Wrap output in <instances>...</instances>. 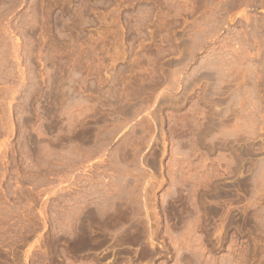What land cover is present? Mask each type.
Masks as SVG:
<instances>
[{
    "label": "rangeland",
    "instance_id": "1",
    "mask_svg": "<svg viewBox=\"0 0 264 264\" xmlns=\"http://www.w3.org/2000/svg\"><path fill=\"white\" fill-rule=\"evenodd\" d=\"M0 264H264V0H0Z\"/></svg>",
    "mask_w": 264,
    "mask_h": 264
},
{
    "label": "bare ground",
    "instance_id": "2",
    "mask_svg": "<svg viewBox=\"0 0 264 264\" xmlns=\"http://www.w3.org/2000/svg\"><path fill=\"white\" fill-rule=\"evenodd\" d=\"M112 172H114V171H112ZM116 174V173H115ZM122 175H123V173H122ZM120 176H121V174H120ZM124 176V175H123ZM122 176V177H123ZM118 177H119V175H118ZM111 179H113V178H111ZM119 179V178H118ZM116 180V179H115ZM122 180H119V182H121ZM112 182V181H111ZM115 182V181H114ZM119 182H115V183H111L112 185H106V187L108 186V189L107 188H105V192L103 193V195H104V198H103V200L101 199V200H99L98 201V199H96V201H98V202H93V209L94 210H96L97 212H98V214H99V216L104 220V223H106L107 225H109V226H112V227H115V226H117L118 224H120L121 222H124V221H126V220H130V219H133V217H135L137 214L139 215V212H140V210L142 211V209H140V210H137V209H135L134 207H136V206H133V200H131V199H129V197H130V194L129 195H127L126 196V191H125V193L123 192V190H125V187L124 186H127L126 188L128 189V187H130V186H128L129 185V183H128V181H123L124 182V186L123 187H120L119 188ZM123 182H121V184L123 183ZM119 183V184H118ZM120 184V185H121ZM131 185V184H130ZM104 188V187H103ZM124 188V189H123ZM131 188V187H130ZM102 189V188H101ZM135 190V189H134ZM96 192H97V190H95ZM128 191H130V189H128ZM93 193V192H92ZM98 193V192H97ZM100 193V192H99ZM94 194H96V193H94ZM101 194V193H100ZM103 195H100V196H103ZM133 195V194H132ZM134 195H135V193H134ZM99 196V195H98ZM99 196V199L100 198H102V197H100ZM126 197H128V198H126ZM136 197V196H135ZM139 197V196H138ZM137 197V198H138ZM98 198V197H97ZM132 198V197H131ZM136 198V199H137ZM148 198H150V197H148ZM87 199V198H86ZM85 199V201H84V207H85V210H84V212H86L85 214L86 215H84L83 216V218H90L91 216H90V214H89V209H90V203L87 201ZM135 199V198H134ZM179 201H180V199H178ZM137 201V200H136ZM144 201H145V199H144ZM148 201V200H147ZM147 201H145L144 203L146 204V205H148L147 204ZM135 202V201H134ZM143 202V201H142ZM149 202H150V200H149ZM138 203V202H137ZM143 203V204H144ZM144 204V205H145ZM92 205V204H91ZM135 205V204H134ZM145 205V206H146ZM149 205H150V203H149ZM83 207V208H84ZM147 207V206H146ZM146 207H144V210H145V208ZM149 207H151V206H149ZM148 207V208H149ZM140 208V207H139ZM143 208V207H142ZM136 211H139L138 213L137 212H135V210ZM148 210H150V208L149 209H147V211ZM142 215V214H141ZM138 217V216H137ZM136 219V218H135ZM134 219V220H135ZM130 222V221H129ZM131 222H133V221H131ZM134 223V222H133ZM135 225H136V223H135ZM73 229H74V237H75V235H76V233H77V230H78V226H77V219H76V216H75V214H74V216H73ZM186 257H184V259H185ZM190 259V258H189ZM189 261V260H188Z\"/></svg>",
    "mask_w": 264,
    "mask_h": 264
}]
</instances>
